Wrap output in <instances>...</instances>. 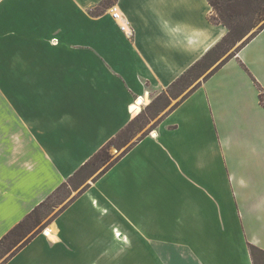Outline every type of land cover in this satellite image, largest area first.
<instances>
[{
  "label": "crops",
  "instance_id": "crops-1",
  "mask_svg": "<svg viewBox=\"0 0 264 264\" xmlns=\"http://www.w3.org/2000/svg\"><path fill=\"white\" fill-rule=\"evenodd\" d=\"M104 1L0 0V239L227 34L208 0ZM201 76L4 264H253L264 28Z\"/></svg>",
  "mask_w": 264,
  "mask_h": 264
},
{
  "label": "trees",
  "instance_id": "trees-1",
  "mask_svg": "<svg viewBox=\"0 0 264 264\" xmlns=\"http://www.w3.org/2000/svg\"><path fill=\"white\" fill-rule=\"evenodd\" d=\"M115 1L116 0H105L100 6H97L96 9L92 10V13H102L105 8L112 5V3H114ZM208 1L213 7V10L209 15L210 20L213 23L226 26L227 34L205 56H203L199 61L193 64L192 67L187 72H185V74L181 78L174 82L172 88L180 82H186L188 78L192 79L194 76H196V79L197 77L201 76V74L204 73L210 66L211 62H213L211 58L217 49L229 44L234 45L238 41H242L243 38L250 33L248 37L242 42V44L237 47L240 49L241 47L249 43L264 28V0ZM233 54H231V56ZM198 70H200V72H198ZM211 73H209V75ZM259 99L261 104L264 105V90L262 88H260ZM141 115L139 117H141ZM138 118L131 121L124 129H122L117 134L115 138L113 137L111 140H109V142L105 146H103L97 153H95L87 162H85L79 168V170H77L73 174L71 178L60 185L51 196H49L45 201H42L38 206H36V208L31 213L24 217L18 224H16L0 239V251L2 250L5 254V258L0 264H4L5 262H7L16 254L18 250H20L22 247H25L38 232L43 230V228L38 230L35 229L42 223L41 209L42 207L46 206L48 200H50L58 192H61L64 187H66V185L71 182H77L76 184H74L75 187H77L79 183V186L82 185L77 193L78 195H80L89 186L88 181L93 175H95L93 180H97L106 171H108L112 165L119 161V159L129 150V148L135 142L127 146L122 151V153L115 158L110 153V146L116 144L119 138H121L123 135H126L125 137H127L131 132L134 122H136ZM143 136L144 135H142L141 137ZM77 194L71 197V199L64 205L61 210H59L57 214L62 212L66 208V206L73 200V198L77 196ZM248 245L253 264L264 263V248L250 242H248Z\"/></svg>",
  "mask_w": 264,
  "mask_h": 264
},
{
  "label": "rangeland",
  "instance_id": "rangeland-1",
  "mask_svg": "<svg viewBox=\"0 0 264 264\" xmlns=\"http://www.w3.org/2000/svg\"><path fill=\"white\" fill-rule=\"evenodd\" d=\"M250 34V33H249ZM248 34V35H249ZM243 38L242 41H238L234 45L229 44L227 46H222L221 48L217 49L213 56L212 61L214 62L220 55H224L228 52V50L234 51L236 48L242 44V42L248 37ZM212 63V62H211ZM211 65V64H210ZM210 67V66H209ZM207 71V70H206ZM210 71V68H209ZM200 72V70H198ZM196 74V73H195ZM199 75V74H198ZM196 76H194L192 79L188 78L186 82H180L175 87L170 88L168 90L153 93L151 95L150 103L146 106L145 111L142 113L141 117L137 119L136 122H134L131 132L126 135H123L116 144H113L110 146V153L113 155V157H117L119 154L122 153V151L135 142L139 137L146 133H152L153 128L156 126L158 119L162 115L163 112L166 110L168 111L171 109L174 104L182 97L184 94L188 92V86L193 83V79H195ZM202 78V76H201ZM95 175H93L89 180H93ZM81 181V180H80ZM77 182H71L64 187V189L61 192H58L55 196H53L50 200H48L45 207H42V223L35 229H41V228H47L50 225V222L53 220V218L56 216V214L61 210L64 205L73 197L76 195L81 188L82 185L75 187L74 184ZM33 230V231H35ZM231 231V244L235 247V250L237 248V254L238 257L241 258L242 252V244L245 247H247V241H250L248 238H252V240L257 241V243H254L250 241V243L256 244L264 248V231L258 230V229H250L247 230L240 228L239 226L234 227L231 225L229 228ZM32 231V232H33ZM5 258V254L3 251H0V263ZM238 260V258L236 257ZM264 264V263H262Z\"/></svg>",
  "mask_w": 264,
  "mask_h": 264
},
{
  "label": "bare ground",
  "instance_id": "bare-ground-1",
  "mask_svg": "<svg viewBox=\"0 0 264 264\" xmlns=\"http://www.w3.org/2000/svg\"><path fill=\"white\" fill-rule=\"evenodd\" d=\"M150 102V100H149V98L147 97L146 99H140V100H137V102L135 103V105H134V109H136L135 110V112H134V114H137V113H139V112H141L142 110H141V108H142V105H144L145 103L147 104V103H149ZM50 231H52L51 229H47V231L45 232L47 235H50Z\"/></svg>",
  "mask_w": 264,
  "mask_h": 264
},
{
  "label": "built area",
  "instance_id": "built-area-1",
  "mask_svg": "<svg viewBox=\"0 0 264 264\" xmlns=\"http://www.w3.org/2000/svg\"><path fill=\"white\" fill-rule=\"evenodd\" d=\"M115 16H118V13H115ZM124 28V27H123Z\"/></svg>",
  "mask_w": 264,
  "mask_h": 264
}]
</instances>
